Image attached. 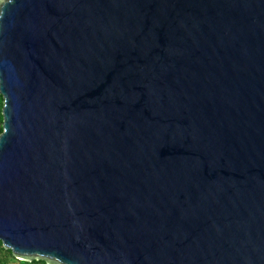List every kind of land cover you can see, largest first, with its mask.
<instances>
[{
  "label": "water",
  "instance_id": "obj_1",
  "mask_svg": "<svg viewBox=\"0 0 264 264\" xmlns=\"http://www.w3.org/2000/svg\"><path fill=\"white\" fill-rule=\"evenodd\" d=\"M0 241L50 264H264V0H0Z\"/></svg>",
  "mask_w": 264,
  "mask_h": 264
},
{
  "label": "trees",
  "instance_id": "obj_2",
  "mask_svg": "<svg viewBox=\"0 0 264 264\" xmlns=\"http://www.w3.org/2000/svg\"><path fill=\"white\" fill-rule=\"evenodd\" d=\"M3 97L0 94V134L3 131ZM0 264H50L45 260H32L25 261L18 259L12 252L11 249L5 247L3 242L0 241Z\"/></svg>",
  "mask_w": 264,
  "mask_h": 264
}]
</instances>
